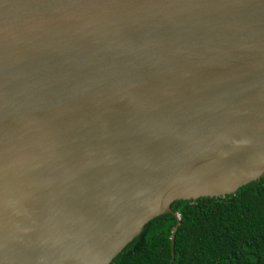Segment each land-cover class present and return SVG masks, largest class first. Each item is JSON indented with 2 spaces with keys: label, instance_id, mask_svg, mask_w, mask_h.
I'll return each instance as SVG.
<instances>
[{
  "label": "water",
  "instance_id": "water-1",
  "mask_svg": "<svg viewBox=\"0 0 264 264\" xmlns=\"http://www.w3.org/2000/svg\"><path fill=\"white\" fill-rule=\"evenodd\" d=\"M263 175L264 0H0V264H109Z\"/></svg>",
  "mask_w": 264,
  "mask_h": 264
},
{
  "label": "trees",
  "instance_id": "trees-1",
  "mask_svg": "<svg viewBox=\"0 0 264 264\" xmlns=\"http://www.w3.org/2000/svg\"><path fill=\"white\" fill-rule=\"evenodd\" d=\"M109 264H264V175L222 197L174 200Z\"/></svg>",
  "mask_w": 264,
  "mask_h": 264
}]
</instances>
